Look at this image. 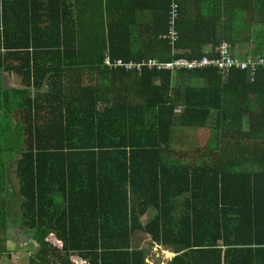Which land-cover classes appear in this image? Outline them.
<instances>
[{
	"label": "trees",
	"instance_id": "16d2710c",
	"mask_svg": "<svg viewBox=\"0 0 264 264\" xmlns=\"http://www.w3.org/2000/svg\"><path fill=\"white\" fill-rule=\"evenodd\" d=\"M89 3L0 0V261L33 241L29 264H147L149 236L169 264H264V68L103 66L107 51L215 59L224 41L241 63L264 58V0H105L82 49ZM199 128L202 144L179 139Z\"/></svg>",
	"mask_w": 264,
	"mask_h": 264
},
{
	"label": "built area",
	"instance_id": "2783aa9c",
	"mask_svg": "<svg viewBox=\"0 0 264 264\" xmlns=\"http://www.w3.org/2000/svg\"><path fill=\"white\" fill-rule=\"evenodd\" d=\"M178 15V5L173 4V10L169 21V31L165 38L175 42L180 34L176 27V17ZM218 56L215 59H207L208 53L200 60L189 61L186 59L174 60L167 64H161L156 60H149L148 62H125L122 59L110 61L107 57L105 64L111 69H126L128 71L135 70L139 73L143 71V68L148 67L149 69H159L163 71H172L178 73L183 70H195L197 68H214L221 73H225L231 70H245L248 67L253 69L264 68V58H260L256 61H249L248 63H241L238 59L233 57L232 47L228 42H221L217 47Z\"/></svg>",
	"mask_w": 264,
	"mask_h": 264
},
{
	"label": "rangeland",
	"instance_id": "374dc122",
	"mask_svg": "<svg viewBox=\"0 0 264 264\" xmlns=\"http://www.w3.org/2000/svg\"><path fill=\"white\" fill-rule=\"evenodd\" d=\"M249 47L253 48L255 45V42H252ZM109 58L110 61H112L109 54H106V58ZM188 134V136L186 135ZM192 137L196 138L201 144L204 142L205 138L207 137V130L206 129H197L196 131H192V129H189L185 132H180L179 139L189 141L192 140ZM176 148H183L182 146H177ZM18 182L16 181L14 176H11V189L8 188V201L10 210L8 211L9 220L12 222H15L17 224H20L21 218H20V202L21 198L18 195V189H17ZM150 243V237L147 236L144 241H142L141 246L147 250V258L146 263L147 264H169L172 259L175 257V254L173 255L172 252L166 251L165 248H161L158 245H151ZM18 247L15 245L14 242H8L7 247L8 251L10 253L4 254L1 258L0 264H29V259L34 256V251L36 248V245L33 241H24V242H17ZM173 255V256H172Z\"/></svg>",
	"mask_w": 264,
	"mask_h": 264
},
{
	"label": "crops",
	"instance_id": "0c3cea01",
	"mask_svg": "<svg viewBox=\"0 0 264 264\" xmlns=\"http://www.w3.org/2000/svg\"><path fill=\"white\" fill-rule=\"evenodd\" d=\"M83 1V0H80ZM134 2H136V0H134ZM105 0H93V3H89L85 6L82 7V11H83V15L81 17H79V22H78V30H82L83 35L82 40L80 41V43H78V45L81 46L82 49H84V45L86 44V42H88V44L90 43V39H91V34L97 35L98 32H96V28L98 27H102L103 25L105 26V23H101V17L105 14ZM106 18V17H105ZM96 19H98V22L96 21ZM93 32V33H92ZM99 35L101 37H107L108 33H103V32H99ZM83 46V47H82ZM204 50H211V47H205ZM236 54L240 53L235 52ZM79 67L78 70H84L83 69V63H79ZM97 68V66H96ZM93 68V73H95L97 76H99L100 74H98L97 69ZM95 70V71H94ZM100 70V69H98ZM110 70V69H109ZM85 73L86 71L83 73V76L85 77ZM16 179V178H15ZM17 181V179H16ZM8 186H10V182L8 183ZM174 255V253H173Z\"/></svg>",
	"mask_w": 264,
	"mask_h": 264
},
{
	"label": "clouds",
	"instance_id": "9594fccd",
	"mask_svg": "<svg viewBox=\"0 0 264 264\" xmlns=\"http://www.w3.org/2000/svg\"><path fill=\"white\" fill-rule=\"evenodd\" d=\"M106 54H109V56H110V52L109 51H107L106 53H105V56H106ZM105 60H106V58H105ZM104 67H106L107 65L105 64V65H103ZM164 252H166V251H164ZM168 252V251H167Z\"/></svg>",
	"mask_w": 264,
	"mask_h": 264
},
{
	"label": "bare ground",
	"instance_id": "6f19581e",
	"mask_svg": "<svg viewBox=\"0 0 264 264\" xmlns=\"http://www.w3.org/2000/svg\"><path fill=\"white\" fill-rule=\"evenodd\" d=\"M173 256V255H172Z\"/></svg>",
	"mask_w": 264,
	"mask_h": 264
}]
</instances>
